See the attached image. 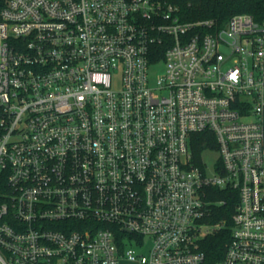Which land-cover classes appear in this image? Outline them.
Returning a JSON list of instances; mask_svg holds the SVG:
<instances>
[{"label": "built area", "instance_id": "2783aa9c", "mask_svg": "<svg viewBox=\"0 0 264 264\" xmlns=\"http://www.w3.org/2000/svg\"><path fill=\"white\" fill-rule=\"evenodd\" d=\"M2 3L0 264H211L219 190L239 199L215 264H264V18ZM205 131L213 171L192 147Z\"/></svg>", "mask_w": 264, "mask_h": 264}, {"label": "trees", "instance_id": "16d2710c", "mask_svg": "<svg viewBox=\"0 0 264 264\" xmlns=\"http://www.w3.org/2000/svg\"><path fill=\"white\" fill-rule=\"evenodd\" d=\"M173 3L178 6L179 14L183 20H196L201 18L215 19L218 25L224 24L231 16L237 13H250L256 19L264 18V0H159ZM0 0V7L2 6ZM159 54L153 57L155 62L162 55V46ZM196 162L199 163L207 147H216V139L211 131L196 133L192 143ZM222 201L214 207L212 220H225V226L208 235L202 243V249L211 264L220 260L226 250V244L231 238L232 214L238 202V193L219 190L214 196Z\"/></svg>", "mask_w": 264, "mask_h": 264}, {"label": "rangeland", "instance_id": "374dc122", "mask_svg": "<svg viewBox=\"0 0 264 264\" xmlns=\"http://www.w3.org/2000/svg\"><path fill=\"white\" fill-rule=\"evenodd\" d=\"M164 68H165V64L163 61H160L154 64L153 66H151L150 78L152 82H154L157 79V77L164 71ZM203 157L206 161L208 170L213 171V166L218 158V152L216 151L205 152L203 154ZM121 264H137V263L129 261L128 259L124 258L121 260Z\"/></svg>", "mask_w": 264, "mask_h": 264}]
</instances>
